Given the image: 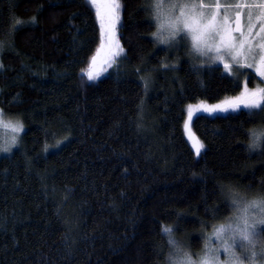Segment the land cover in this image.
<instances>
[{
  "label": "trees",
  "instance_id": "obj_1",
  "mask_svg": "<svg viewBox=\"0 0 264 264\" xmlns=\"http://www.w3.org/2000/svg\"><path fill=\"white\" fill-rule=\"evenodd\" d=\"M121 4L125 57L89 81L102 41L94 8L0 0V110L25 125L0 157V264H160L162 223L198 250L228 214L221 184L264 192V151L245 150L264 107L194 118L200 156L184 130L187 105L238 95L246 74L193 71L188 48L154 43L147 0Z\"/></svg>",
  "mask_w": 264,
  "mask_h": 264
},
{
  "label": "clouds",
  "instance_id": "obj_2",
  "mask_svg": "<svg viewBox=\"0 0 264 264\" xmlns=\"http://www.w3.org/2000/svg\"><path fill=\"white\" fill-rule=\"evenodd\" d=\"M180 0H147L154 25L152 39L159 46H170L187 33L177 22ZM175 24V28L172 25ZM190 65L193 71L213 63V52L201 47L187 35ZM24 121L21 115L0 111V155L12 154L19 147ZM248 153L264 151V127L250 129L245 145ZM221 198L228 206V214L213 217L211 224L199 233L200 247L191 244L177 232L176 223H162L164 239L160 264H264V192L246 191L238 185L219 186Z\"/></svg>",
  "mask_w": 264,
  "mask_h": 264
},
{
  "label": "snow or ice",
  "instance_id": "obj_3",
  "mask_svg": "<svg viewBox=\"0 0 264 264\" xmlns=\"http://www.w3.org/2000/svg\"><path fill=\"white\" fill-rule=\"evenodd\" d=\"M85 3L89 5L90 9H95V17L99 25L98 32L102 37L97 56L101 51H104L107 53L105 60L110 61L112 57L123 52L117 36L120 2L119 0H85ZM220 8L219 0H216L214 6L206 5L204 0H199V2L180 0L177 9V22L187 30V33L181 38L187 41V35H191L201 50L215 53L212 58L213 64L221 65L218 70L223 75L230 76L233 65H235L237 73L240 69L253 70V75L261 77V83H264V0H240L239 3L226 7L223 16L220 15ZM229 8L239 9L233 12L234 19L231 23ZM245 8L248 9L247 23L242 26L241 16ZM257 23L259 24L258 30ZM175 26V24L172 25L173 28ZM234 33H239V38ZM97 56L92 57L91 67L85 73L89 81H94L99 76V72L95 70ZM227 61H231V63ZM226 103L227 107L221 105L211 108L199 107L196 113H193L192 107L189 106L184 130L192 142L196 156L200 155L204 144L191 132V121L194 118H200L203 113L229 112L230 109L236 111L241 105H243L242 110L244 111L261 109L264 107V88L249 90L245 84L240 95ZM45 150L47 151V148Z\"/></svg>",
  "mask_w": 264,
  "mask_h": 264
},
{
  "label": "rangeland",
  "instance_id": "obj_4",
  "mask_svg": "<svg viewBox=\"0 0 264 264\" xmlns=\"http://www.w3.org/2000/svg\"><path fill=\"white\" fill-rule=\"evenodd\" d=\"M119 2H120V5H121V7H120V9H119V14H121V10H122L121 0H119ZM186 2H190V0H186ZM196 2H199V0H196ZM239 2H240V0H219V3H220V5H221V8H220V15H221V16L224 15V13H225V8H226V7H228L229 5H235L236 3H239ZM204 3H205L206 5H213V6H214L215 3H216V0H204ZM236 10H239V9H232V8H229V9H228V12H229V21H230V23H231L232 20L234 19V17H233V12L236 11ZM247 11H248L247 8L243 9V11H242V16H241V24H242V26H245L246 23H247V20H246V14H247ZM117 26H118V25H117ZM233 27H234V24H233ZM256 28H257V30H258V28H259V24H258V23H257ZM234 35L237 36V37L239 38V33H234ZM163 47H165V46H163ZM165 48H167L168 50H170L169 52H171V53H172L173 55H175V56H177L178 54H180V51H181V50L184 51L186 48H188V58H190V56H189V51H190V49H189V46H188V41L182 39L181 37L179 38V40H178L176 43H174V44H172V45H170V46H167V47H165ZM213 54L215 55V53H213ZM106 55H107L106 52L101 51L100 54L97 56V63H96V65H95V70H98V71H99V69H102V70L100 71L101 76H106V75H108V74L110 73L111 70L116 69V67L118 66V64H119V63L124 59V57H125L124 52H122V53H120L119 55L114 56L112 61L108 62V60H105V56H106ZM227 62H228V63H231V61H227ZM249 62H251V61H249ZM175 64H177V63H175ZM119 65H120V64H119ZM0 66H1V61H0ZM206 66H220V67H221V65H220L219 63H216V64L211 63L210 65H206ZM0 69H1V67H0ZM246 72H247V73H246ZM241 73H242V74H246V76H245L244 79H243V86L246 84L249 90H253L254 88H264V83H261V79H262V78L259 77L258 75H256L257 80L254 81V85L251 86L249 75H250V73H253V70H250V69H240V70H239V73H237L236 68H235V65H233V70H232L231 75H232V76H235V75H239V74H241ZM242 91H243V90H242ZM242 91H241V92H242ZM239 95H240V93H239L238 95H236V96H232V97L225 98L224 100H222V101H220V102H217V103H213V104H212V103H207V102H197V103H195V104L187 105V106H186V109H185V110H186V120H185V123H186V121H187V111H188V109H189V106L192 107V111H193V113H196V110H197V108H199V107H207V108H211V107H213V106H215V105H221L222 107H227L228 104H227L226 102H230V101H232L233 98L238 97ZM242 109H243V105H241L240 108H238L236 111H231V109H230L229 112H221V113H213V114L203 113V114L211 115V116H215V115H220V114H228V113L239 112V111H241ZM254 110H259V109H248L247 111H254ZM0 111H1V110H0ZM193 121H194V119L191 121V132L194 133L195 137L199 138V137L196 135L195 131H194V128H193ZM4 135H6L5 132H0V137H3ZM185 135H186V138H187V140L189 141V143H190V145H191V147H192V142L188 139V134H187L186 132H185ZM199 140H200V139H199ZM200 141H201V140H200ZM19 146H20V145H19ZM17 148H18V147H17ZM192 149H193V151L195 152L194 148H192ZM203 150H204V147H203V149L201 150V153H202ZM201 153H200V155H201ZM4 155H9V154H4ZM4 155H0V157H2V156H4ZM200 155H199V156H200Z\"/></svg>",
  "mask_w": 264,
  "mask_h": 264
}]
</instances>
